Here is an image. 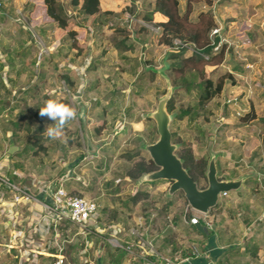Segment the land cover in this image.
<instances>
[{"label": "rangeland", "instance_id": "1", "mask_svg": "<svg viewBox=\"0 0 264 264\" xmlns=\"http://www.w3.org/2000/svg\"><path fill=\"white\" fill-rule=\"evenodd\" d=\"M26 1L0 0V38L3 42L9 43L5 34L13 33L16 29L15 24L31 30L35 46L43 52L50 50L56 65H62L61 58L63 57L66 65L75 66L72 68V72L82 83L84 79L86 85H88L87 82L94 85L93 89L90 88L86 90L87 92L83 90V93L95 99L98 98L97 101L104 96L112 97L116 103L105 106L116 117L110 119L108 115L104 122L101 118V112L98 111L100 107H97L93 110L98 116L100 115V118H96L95 113L89 121L85 118V127L87 131L90 129L96 134L91 139L93 143H99L101 146L104 143L109 144V142H112L113 144L111 143L108 146L114 148L115 144H117L124 145V148L118 150L117 146H115L114 151L106 158V163H74L75 166L72 165L73 170L79 174V179H83L82 192L79 195L93 200L100 207L105 206V209L110 211L108 214H111L112 210L115 209L125 210V212H116V215H120L118 218L121 220L127 219L129 223L136 226L140 225V228L147 230V234L154 238H150V240L154 241L151 245L155 244L156 249L162 247L161 245L168 243V241H174V244L176 243L179 248L183 247V249L191 251L192 246L190 243L187 245L188 248H184L186 246L183 237L186 234L184 228L187 225L186 223H189L184 214L193 215L196 212L189 208L182 193L176 191L168 195V182L166 181L157 185L139 184L141 178L134 180L126 175V171L132 167L134 162L142 158L144 161L149 159L144 150V145L148 144L146 143L148 138L147 118L154 110L158 99L163 96L164 82L159 76L163 75L164 53L167 48L157 44L156 37L153 35L156 29L155 26L152 23H145L139 18L129 15L128 11H126L128 13L120 11V6L129 0H101L105 5L104 7L116 9L115 11L119 10L118 16L109 19L106 25L100 27L98 32H95V27L91 25L90 19H88L83 26L77 28L78 32L74 40V46L67 52L65 45H58L57 43V40L63 36L64 31L57 28L53 22L43 16L41 6H36L29 17L19 13ZM179 2L180 9H183L184 0H179ZM137 3L139 4L138 1ZM144 3L143 8L152 9L151 3L146 5ZM198 6L199 8L203 7L199 3L196 6V10ZM211 9L217 23L215 30L219 35V41L214 44L211 51H217L221 44H226V52L224 61L215 67H209L207 74L212 80H215L222 73L236 71L239 68L243 73L238 75L231 72L234 75L232 80L230 79L231 82L226 79L220 95L209 100L203 106L198 104L199 101L196 97L198 89L192 87L186 91V84H180L175 90L174 108L170 113L174 114L179 106H189L191 108L196 107L198 115L195 117L194 122L192 121L189 124H187L186 117L177 119L171 124V129L176 132L173 139L184 141L187 146L191 147L194 155H201V148L204 154L207 153L208 159L212 154L216 156L219 165L223 168V173H221L223 176H240L242 179L255 177L256 190H254V196L256 199L259 190H262L264 194L263 185L258 183L259 180L264 178V122L262 123V120H264V0H217L213 3ZM157 19L154 18L155 21ZM73 20L77 23L78 17ZM142 24L147 26L145 33L149 35L148 43L154 44L156 50L153 54L149 52L150 54L139 56L135 49L133 50L135 52L131 54L132 59L130 61H120L116 56L117 52L113 50L114 48L108 40L106 33L109 32L106 31V26L120 25L125 29L133 30ZM34 27L36 28L34 29ZM39 28H43L46 33L45 42L36 33ZM60 45L61 47H59ZM58 50L59 52H57ZM63 52L66 53L64 56ZM129 53L127 54L129 55ZM185 53H194L203 58L207 57L206 54L195 51L190 47L186 48ZM3 57L4 53L0 51V59ZM146 60L151 64H148ZM137 61H142V63ZM35 66L37 67L36 63L34 68ZM78 66L85 71L86 68L91 66L94 69L90 68L92 70L88 74L86 72L82 74L79 72L81 70L78 71ZM16 67L18 66L16 65ZM5 68L3 69L5 70ZM147 68L153 70L155 74L154 80L152 78L150 80V76L145 72ZM43 69V78L36 81L37 83L43 82L42 85L37 84V87L32 91L15 85L10 89V95L6 97V102L0 111V163L8 166L3 173L6 172L7 175V172L12 170V164H19L23 171L22 176H20L22 182H29V186L33 188L46 183L45 181H55L60 175L59 169L62 163H55L57 162L56 157H58L56 139H65L69 144L71 143L80 149L82 154L84 153L82 129L76 116L75 119L66 124L57 138L48 137L41 146L34 145L32 150L22 152V156H15L14 153L11 157L7 156L6 158V144L8 138L11 137V132H7V130L20 134L17 142L23 148L28 141L33 139L32 136L34 134L47 136L46 127L54 123L47 117L40 116V108L44 106L39 108L35 106L38 98L43 104L46 99L58 98L62 102L69 103L75 107L77 113L79 111L78 108L80 106L78 107L77 103H79L80 97L78 92L74 91V89H66L64 86H61V91L60 88L55 90L57 86L53 79L47 80L49 68L43 67ZM134 72H137V74L133 75ZM141 74L144 76L145 83L138 85V81H140L138 79ZM24 75L21 76L22 81L25 79ZM8 76L12 80L15 78L13 73H9ZM48 81H50L49 85ZM198 81H200L198 78L188 81L187 87L190 88L191 85ZM8 86L9 84L6 87ZM114 88L118 90L124 89L122 93L124 96L111 95L110 90ZM23 90L27 91L24 92ZM23 95L25 96L24 101H22ZM80 96L83 98V94L80 93ZM127 96L141 98L133 107L132 114L138 116L140 122V124L133 125V130L128 122L134 119H128L126 114L122 113L127 108V103H125L129 99ZM225 99L229 101L234 99L235 102L225 103ZM144 100L150 101L148 102L149 105L147 104L144 107L145 104H142ZM13 106L14 108L12 109ZM142 106L143 108H141ZM250 107L254 113L253 120L249 123L241 124L237 119L238 115L247 111ZM119 116L123 118L121 117L120 119ZM150 120V123L154 124L151 117ZM113 124H118V134H113ZM195 125L202 126L201 129L205 131L204 135L207 137L206 142L201 143L199 141L200 132L197 131ZM142 128L144 133L139 132ZM40 129L41 131H39ZM42 129H45V131L42 132ZM75 131L78 132L77 140L80 141L79 145L74 141L73 132ZM100 132L107 134L104 136V140L101 141L98 139ZM137 136L145 141L140 140L141 142H138ZM155 138L156 133L151 138L149 137L150 140H155ZM214 146L215 149L212 150ZM136 150L138 155L133 156L129 160L128 156ZM85 157L91 156L85 155ZM253 166L260 167L262 171L254 169ZM226 171L227 174H225ZM114 187H118L119 190L112 192ZM5 190L7 191V189ZM137 191L146 193V196L133 203L131 196ZM7 193L8 195L11 194L8 191ZM164 196L172 199V202L167 205V200L164 199ZM255 199L250 202L253 204L252 206H257L256 202L258 200L256 201ZM229 209L231 210V208ZM177 215L180 217L179 223L178 220H173L174 216ZM197 215L202 217L201 214ZM69 231V236L71 237L73 235L72 228ZM60 236L57 239L56 237L53 239V245L61 239ZM69 236L64 237L63 242L68 240ZM112 242L115 244L114 240ZM163 251L168 253L169 249L163 248ZM167 253L165 256L173 259V257L180 254V250H177L173 256Z\"/></svg>", "mask_w": 264, "mask_h": 264}, {"label": "trees", "instance_id": "2", "mask_svg": "<svg viewBox=\"0 0 264 264\" xmlns=\"http://www.w3.org/2000/svg\"><path fill=\"white\" fill-rule=\"evenodd\" d=\"M139 2V4L137 3ZM217 0H184L183 9H180L179 0H129L125 2L124 5L120 6V11L126 12L129 15L139 18L141 21L145 23H152L155 26V31L153 32L156 37V42L159 46L166 47L165 56V64L163 69V75L159 76L164 82V90L162 95H164L167 91V88L170 87V95L165 104L166 111L170 115L169 122V132L171 136V142L175 145V154L179 158L183 169L186 173L192 178V180L196 183L198 188H204L206 185L205 179V169L208 160L207 153H203V149L201 155H194L191 147L187 146L184 141L180 139H173L176 132L172 130L171 124H173L177 119H182L186 117L187 124L194 122L195 117L198 115L197 108L191 107H182L179 106L177 111L174 114L170 112L173 110L174 105V95L175 90L178 88L180 84H186L185 90L188 91L192 87L198 89L196 97L198 98L199 105L203 106L209 100L220 95L224 81L226 79H231L234 75L231 72H224L219 75L215 80H212L207 74V70L209 67H215L221 64L225 59L226 52V44H221L217 51H211L212 47L216 42L219 41V35L216 29L217 23L214 15L212 14L211 6ZM145 2V3H144ZM143 3L146 5L147 3H151L152 9L143 8ZM202 4L203 7L198 6L196 10V6ZM41 6L42 14L48 20L53 22L55 26L64 31L63 36L57 41L58 44H63L66 46L67 52L70 48L74 46V40L77 36V28L83 26L85 22L90 19L91 25H93L96 29L95 32L100 30V27L106 25L109 19L118 16V11L116 9L104 7L105 5L101 0H27L19 13H23L26 17L30 16L36 6ZM195 13H193V11ZM78 17L77 23L74 22V18ZM154 18H158L156 21ZM16 29L13 33H6L5 37L8 38L9 43H4L0 38V51L4 53V57L0 59V111L2 106L6 102V97L10 95V89L15 85L18 87L26 88L28 91H32L38 85H42L43 82L37 83L36 81L41 80L43 78V67L46 63L49 68V73L47 80H52L53 82L60 86H64L66 89H74L76 91L77 86L79 84V79L72 72V69L66 64L60 67L61 73L57 70V65L53 61L51 52H43L40 51L34 43L32 38V31L22 27L19 24H15ZM75 26V27H74ZM109 33L107 34L108 40L110 41L111 46L117 52V58L120 61L126 62L130 61L132 57L127 55V51H133L137 47V41L133 39L136 35H143L147 30V26L139 25L137 28L133 30L125 29L122 26H106ZM36 27H34L35 29ZM149 29V28H148ZM36 33L39 37L45 42L46 41V33L43 28L37 29ZM146 39V38H145ZM61 47V45L59 46ZM190 47L191 49L206 54L207 57L203 58L194 53L186 54V48ZM146 50L144 53H147ZM63 56L66 53H62ZM144 56V55H143ZM134 59V58H133ZM2 60V62H1ZM143 61V60H142ZM142 61H137L142 63ZM148 61V60H146ZM145 61V62H146ZM36 63L37 67L34 64ZM148 64H151L149 61ZM16 65L18 67H16ZM4 67L5 70L3 69ZM145 70V69H144ZM143 70V72H144ZM9 71L14 74V79L12 80L8 74ZM142 72V73H143ZM150 76V80L155 79V74L152 69H148L145 71ZM144 72V73H145ZM25 77L22 81L21 76ZM8 80L9 86H5V81ZM198 78L200 81L191 85L190 88L187 87V83L190 80H194ZM34 79V80H33ZM190 79V80H189ZM33 80V83L32 81ZM141 80L144 82L143 74L140 75ZM230 80V82H231ZM56 87L55 90L59 88ZM91 88V86H90ZM85 89H89L86 87ZM84 89V90H85ZM27 90H23L26 92ZM174 92V93H173ZM123 91L114 89L113 94L123 95ZM24 96V95H23ZM25 96L22 98L24 101ZM49 99L44 101V104L39 100L36 101V107L45 106L46 102ZM41 102V103H40ZM15 106V105H14ZM12 107V109L14 108ZM254 118V113L251 107L239 114L237 119L241 122V124L249 123ZM147 143H152L154 140H150L152 135L155 132L154 124L150 123V116L147 118ZM264 120H262V123ZM197 131L200 132L199 141L206 142L207 137L204 135L202 126H197ZM11 139L13 142L18 141V136L16 133H13L11 130ZM75 136V143L77 145L80 144V141L77 140L78 132H73ZM71 136V135H70ZM32 140L28 141L20 151L16 152L15 155L22 156V152L27 150H32L34 145L41 146L48 136H42L40 134H34L32 136ZM264 141V137H263ZM109 144H105V147H108ZM115 148V146H114ZM114 148L109 146L108 152L111 153L114 151ZM215 149V146L212 147V150ZM138 155V151H134L128 156L130 160L133 156ZM10 156V155H8ZM12 156V155H11ZM215 164L217 169V178L224 179L225 177L221 174L223 173V168L218 163V159L216 156ZM258 171H262L260 167H256ZM156 167L153 165L151 160L144 161L142 158L139 161H136L132 164V167L126 171V175L131 179L141 178L142 175L155 170ZM164 182L163 180H154V181H146L141 178L139 184H150L157 185ZM245 183L250 187V190H254L256 179L255 177H248L245 179ZM112 192H117L119 190L118 187H114ZM229 193H225L224 196H221V200L217 203V205L210 209L208 214H218L221 212L224 202L227 200ZM141 195V196H140ZM146 196V193H140V191L135 192L131 196V200L136 202L138 199H142V197ZM164 199L167 201V205L172 202V199H169L164 196ZM185 213V212H184ZM187 219L190 218V214H184ZM190 215V216H189ZM178 216V215H177ZM174 216V221H180V217ZM181 224V223H180ZM187 227H190L191 232L204 236V234L195 227L194 224L186 223ZM198 224L203 225V221L201 218L198 219ZM231 242V241H230ZM162 247H158L157 251L162 252L166 255L167 252L163 251V248H168L169 251L167 254L170 256L175 255L176 251L179 250V246L174 244V241H168V243H164L161 245ZM185 252V250H184ZM252 257L256 252V249L252 250Z\"/></svg>", "mask_w": 264, "mask_h": 264}, {"label": "crops", "instance_id": "3", "mask_svg": "<svg viewBox=\"0 0 264 264\" xmlns=\"http://www.w3.org/2000/svg\"><path fill=\"white\" fill-rule=\"evenodd\" d=\"M110 4L112 5V3ZM148 38L149 35L147 33L136 35L133 38L137 41V47L135 49L139 56L150 54L149 52L153 54L156 50L154 44L151 45L148 43ZM58 42L59 41H57V43ZM146 50L149 51L144 53ZM45 52H50V50H46ZM57 52H59V50ZM133 52L135 51H127L131 57ZM63 59L62 57V65L66 64ZM61 66L57 64L59 73H61ZM66 66L71 69L75 67L69 64ZM44 67L47 68V65L44 64ZM92 67L93 66L86 68V71L84 69L81 70L82 67L80 66H78L77 69L78 71L81 70L79 72L82 74L84 72L88 74L90 70L94 69ZM234 71L231 72L238 75H240L239 73H243L240 71V68ZM9 73H12V71H9ZM135 74H137V72L133 73V75ZM4 81L5 86H7L9 84L8 80L4 79ZM49 83L50 81H48V85ZM87 83L88 85H86L84 79L83 83L79 80L76 89L80 97H78L79 103L77 104L78 107L80 105L84 106L86 120L89 121L92 115L94 116L96 114L93 109L97 107H100L98 111L101 112V118L104 122L108 118V115L110 119L116 117L112 115V111H109L108 108L105 107L106 105L116 104L114 99L104 96L97 101L98 98L95 99L83 93L86 87L90 89L91 86L93 89L94 85L89 82ZM138 85H143V82L141 80L138 81ZM56 86L58 87V85ZM58 88H60L61 91V86ZM114 89L110 90L111 95H114ZM86 90L87 89L84 91ZM121 91H124V89L121 88ZM80 93L83 94V98H81ZM127 97L129 98L127 102H125L127 103V108H125L122 113L124 115L126 114L128 119H134L128 122L130 128L133 130V125L140 124V122L139 117L134 116L132 111L136 102H139L141 98L137 96H131L132 98L130 96ZM145 100L144 103H142L145 104L144 107L147 104L149 105L148 102H150ZM141 108H143V106ZM122 116H119V118L121 119ZM96 118H100V115L98 116L96 114ZM118 124H113V134L119 133L117 129ZM42 130V132L45 131V129ZM143 130L142 128L139 132L144 133ZM39 131H41V129ZM7 132L10 131L7 130ZM88 133L91 139L96 136L94 131L90 129ZM16 134L17 136L20 135L17 132ZM105 135H107L105 132H100L98 139L100 141L104 140ZM137 138L138 142L140 140L145 141L138 136ZM8 141L13 142L11 137L8 138ZM8 141L6 147H8ZM13 143L17 146V149L11 154L6 152V158L8 155H10L8 157H11V155L20 151L22 148L18 142ZM111 143L112 142H109V144ZM115 146H117L118 150L124 148V145L115 144ZM56 148L58 157H56L57 162L55 163H62L59 169L60 175L56 180H61L67 191L73 194L78 193L77 195L82 192L83 179H79V174L73 170L72 165L75 166L74 163H106V158L110 155L107 150L109 146L105 147L103 144L94 156L85 157L84 153L82 154L81 150L76 148L75 145L69 144L65 139L61 138L56 139ZM5 165L4 163H0L1 175L6 167H8ZM18 165L19 164L16 163L12 164V170L7 172V175L6 172L3 173V176L21 187L26 188L37 201L28 200L15 203L12 201L11 194L8 195L5 188L0 185V264H49L51 258L50 254L55 249L53 239L55 237L57 239L60 235L61 239L56 242L62 247L64 264H140L145 258L159 261L160 258L167 257L163 253L157 251L155 244L151 245L154 241L150 240V238H154L147 234V230L140 228V225L136 226L135 224L129 223L127 219L121 220L118 218L120 215H116V212H125V210L115 209L112 210L111 214H108L110 211H107L105 206H98V203L96 204L97 208L93 220L85 229L71 225L66 221H61L56 226L55 231L53 227L48 224V220L43 216L40 200H43L45 197L41 191V186L38 185L33 188L29 186V182L23 183L20 178L23 173L22 167ZM254 169L257 170L256 167H254ZM225 174H227V171ZM224 177V179L241 178L240 176L235 177L229 175ZM245 179H242L238 190L229 193L220 213H211L201 217L204 223L201 226L206 229V233L202 232L204 236H199L191 232L190 227L186 226L184 228L186 233L183 236L186 242L184 248H188L187 245L189 243L192 247L191 251H187V249L180 247V254L172 259L176 262L175 264H264V194L262 190H259L257 192L259 194L255 199L254 190H256V187L252 192V190H250L251 186L245 183ZM45 182L49 183L52 181ZM258 183L263 185L264 191V178L259 180ZM254 199L256 201L258 200V202H256L257 206H252L253 204L250 203ZM229 208H231V210ZM70 228H72L73 231L71 237L69 236ZM67 236H69V239L63 242V238ZM112 240H114L115 244ZM165 249L167 250V248ZM253 249H256V252H254L255 254H253L254 256L252 257Z\"/></svg>", "mask_w": 264, "mask_h": 264}, {"label": "water", "instance_id": "4", "mask_svg": "<svg viewBox=\"0 0 264 264\" xmlns=\"http://www.w3.org/2000/svg\"><path fill=\"white\" fill-rule=\"evenodd\" d=\"M170 95V87L166 93L160 97L150 117L154 122L156 138L152 143L144 145L149 159L156 167L155 170L142 175L146 181L163 180L168 182L167 194L170 195L176 191L182 193L187 205L194 212L205 215L210 209L214 208L220 200L221 193L236 191L242 182L238 179H218L214 155H210L205 169L206 185L204 188H198L196 183L183 169L179 158L175 154V145L171 142V136L168 129L170 115L166 111L165 104ZM77 117L80 121L83 139L84 155L94 156L100 147L99 143H93L85 127V109L80 105ZM17 149V146L9 141L7 153L11 154ZM141 180V179H140ZM200 232H205V227L195 224Z\"/></svg>", "mask_w": 264, "mask_h": 264}, {"label": "built area", "instance_id": "5", "mask_svg": "<svg viewBox=\"0 0 264 264\" xmlns=\"http://www.w3.org/2000/svg\"><path fill=\"white\" fill-rule=\"evenodd\" d=\"M216 31V30H214ZM216 49V47H214ZM204 56L203 54L199 53ZM225 99V103H234ZM0 185H2L8 192L11 193L12 201L19 203L21 201L34 200L30 192L26 188L21 187L15 182L10 181L5 176L0 174ZM41 191L44 194V199L40 200V204L43 209V216L48 220V224L56 231V226L61 221H66L71 225H75L82 229H85L89 223L93 220L96 213V204L93 200L84 197L83 195H77L70 193L65 188V185L61 180H55L49 183H42ZM225 193H221L224 196ZM48 199V200H47ZM197 214L191 215L188 219L190 224H197L198 219L201 218ZM202 215V214H201ZM204 216V215H202ZM51 260L49 264H64V258L62 253V247L55 242V249L50 254ZM174 260L167 257L160 258L159 261H154L145 258L140 264H175Z\"/></svg>", "mask_w": 264, "mask_h": 264}, {"label": "clouds", "instance_id": "6", "mask_svg": "<svg viewBox=\"0 0 264 264\" xmlns=\"http://www.w3.org/2000/svg\"><path fill=\"white\" fill-rule=\"evenodd\" d=\"M40 116L47 117L54 123L46 127V135L49 138H57L66 124L75 119L77 110L69 103H64L58 98L49 99L45 106L40 108Z\"/></svg>", "mask_w": 264, "mask_h": 264}]
</instances>
